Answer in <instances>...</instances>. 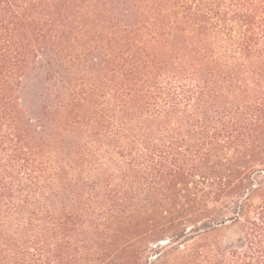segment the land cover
<instances>
[{
	"label": "trees",
	"instance_id": "16d2710c",
	"mask_svg": "<svg viewBox=\"0 0 264 264\" xmlns=\"http://www.w3.org/2000/svg\"><path fill=\"white\" fill-rule=\"evenodd\" d=\"M228 226L242 252L200 244ZM79 230L102 264H264V0H0V264Z\"/></svg>",
	"mask_w": 264,
	"mask_h": 264
},
{
	"label": "rangeland",
	"instance_id": "374dc122",
	"mask_svg": "<svg viewBox=\"0 0 264 264\" xmlns=\"http://www.w3.org/2000/svg\"><path fill=\"white\" fill-rule=\"evenodd\" d=\"M51 202L55 206H58V207L62 206V203H61L62 201L53 199L51 200ZM95 203L96 204L92 202V206H89V205L82 206L79 202L75 203V206L80 208L76 211H78V214L80 216H84L83 217L85 218L84 223L86 222V225L89 224L90 221L98 222L99 218L101 217V214L103 212L101 208H102V205L105 203V201H97ZM98 205L101 207L98 208L97 207ZM88 221L89 223H87ZM92 232H93V235H88V236L83 234L82 231L80 230L78 231L76 235L72 234V236H74L73 243L76 245L75 251H73L74 249L72 250L69 248L63 249V251H66V252L68 251V253H70L69 255L72 256L70 259H68L70 261V263L68 264H102V261L104 259L102 255L107 245L112 243L110 242V239L112 237H109L106 234L103 235L104 233L102 230L92 231ZM220 241L222 242V247L223 249H225L226 253L233 252V251L242 252L243 250L246 249V241L243 237V234L240 228L237 226H228L225 229H223L222 232H220V234H218L215 239L212 238L209 241L201 242L200 244L206 245L210 243H217ZM168 244H169L168 241H160L158 243V245L161 247L171 245V244L170 245ZM189 245H191V242L187 244H183L181 246L179 245L172 246V247L170 246L169 248H173V250H176L177 248L179 251H184V249H188ZM169 248L166 250H170ZM207 249H208V245L204 246L202 251L205 252ZM164 250L165 249H163L162 252H164ZM173 254H177V252ZM150 255H151L150 259L154 261V258L156 257V255L154 254H150Z\"/></svg>",
	"mask_w": 264,
	"mask_h": 264
}]
</instances>
